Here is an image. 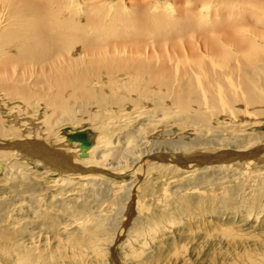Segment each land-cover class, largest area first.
I'll return each instance as SVG.
<instances>
[{"label": "bare ground", "instance_id": "obj_1", "mask_svg": "<svg viewBox=\"0 0 264 264\" xmlns=\"http://www.w3.org/2000/svg\"><path fill=\"white\" fill-rule=\"evenodd\" d=\"M113 1L0 0V178L8 182L7 186L0 187V264H70L71 257L86 260L79 254H88L86 250L103 262L101 243L107 239L100 234H109L116 223V218L101 217L102 210L95 211L86 202H68L66 210L63 200L61 204L46 203L37 207L45 200V189L40 183L37 186L36 179L25 175L24 169L31 167L34 172L41 169L44 174L56 173L57 180L52 186L58 183L72 186L85 179L86 186L92 185L90 192L97 196L98 179L112 171L125 174L129 167H134L132 173L138 177L137 188H127V208L119 202L113 213L120 209L127 221L129 216L125 212L136 208L141 214L138 222L146 219L148 231L154 235L155 228L150 223L162 222L166 226L174 222L172 213L179 212L183 206L197 210L201 204L196 203L195 198L190 199L191 196L184 203L178 195L177 200L169 201L172 192L166 190L167 204L163 207L166 212L156 218L149 207L137 203L138 190L149 181L145 178L148 170L160 177L163 172L172 171V166L180 171L186 167H197L196 170L217 167L225 171L237 159L239 162L264 161L262 136L252 133L232 140L220 134L225 129L220 126L225 116H231L233 122L238 121L240 125L248 119L264 122V29L247 30L203 13V16L197 15L200 22L191 21L188 15L170 20L172 15L166 13L167 8L157 13L158 8L153 12L148 3L139 9L125 0ZM199 24L202 27L197 29ZM44 83L48 87H44ZM116 87L123 92L114 91ZM145 102L150 109L142 111L138 106ZM33 103L47 105L50 109L42 122L27 116ZM124 103L145 117L144 128L157 130L163 125L161 136L173 135L174 130H181L179 127H192L212 131L214 136L210 139L213 140L207 138L200 144L189 142L185 137L188 133L154 143L153 149L144 146L147 151L142 147L144 151L137 152L136 140L132 138L127 139L128 144L113 143L104 135L97 138L82 129L68 127L103 119L107 115L105 109H116ZM93 105L97 108L95 111H91ZM111 115V118L118 117L116 113ZM33 117L40 118L39 115ZM143 127L138 129L143 130ZM236 127L239 126L227 128ZM64 141L68 150L54 145ZM210 145L221 150L212 153L191 150L210 148ZM18 162L25 166H18ZM89 163L94 167L88 168ZM203 178L199 184L212 185L213 180ZM234 193V189H230L228 195L232 197ZM103 198H95V201L101 202ZM158 200L161 199L158 197ZM18 201L28 204L24 213ZM223 204H227V199ZM52 207L67 215L77 211L83 215L61 226L66 231V226L80 224L75 228L77 235L70 233L63 239L72 249L67 262L62 261L65 256L61 250L50 246L48 234L51 232L44 229L45 225L53 231L60 229L61 219H52L46 214ZM224 230L225 235H233L232 229ZM133 232L139 237L143 235L139 229ZM111 239L105 244L118 246L121 241L118 236Z\"/></svg>", "mask_w": 264, "mask_h": 264}, {"label": "rangeland", "instance_id": "obj_2", "mask_svg": "<svg viewBox=\"0 0 264 264\" xmlns=\"http://www.w3.org/2000/svg\"><path fill=\"white\" fill-rule=\"evenodd\" d=\"M125 1L127 4L128 3L134 4L139 9L144 8L148 3L149 6L148 5L147 6L150 7V10L151 11L153 10V12L155 11L154 9L158 8L159 11L157 13L167 8L166 13L172 15L170 20H176L178 19V17L184 18L187 17L188 15L191 21L194 19H198L200 22L199 16L201 13V16H203L204 14H209L210 17L213 16L212 18L218 20L220 19L224 23L230 22L228 24H231L236 27H238L239 25L243 26L247 30L264 29V0H125ZM115 2L116 0H114L112 3ZM115 22L116 24H119L117 20ZM200 26L202 27V25L199 24L197 29L200 28ZM222 29L224 30L225 28ZM28 81L30 82V79ZM44 87H48V85L44 83ZM114 91L120 93L123 92V89L122 88L117 89L116 87ZM32 105H33V109L27 116H29L36 122H42L41 120L45 117L44 115L46 114L47 116L50 114V112H48L50 111V109H48L47 105H42L38 103H33ZM138 107L142 111L150 109V105L147 104L146 102L145 104H140ZM91 108H92L91 111L97 109L94 105L91 106ZM130 110L131 109L129 105L127 106V104L124 103V105L122 104L121 107H118L116 109H112V108L105 109L104 111L107 112L108 116L105 115L103 116V119H98L96 121H93L94 123L85 122L83 124L69 125L68 127L71 129L72 128H76L78 130L82 129L84 131L93 134L97 138H100V134L104 135L105 136L104 138L106 137L109 138L110 141L113 143L116 141H120L122 144H128L127 139L132 138L136 140L135 149L137 150V152L140 151L143 152L144 150L147 151L144 148V146L153 149L156 147L152 145L154 143L159 144V141L162 143V141H165L170 138H171L170 140H174L178 136H183L188 133L189 134L186 135L185 137H187L186 139L189 142L196 141L199 142L200 144L201 142H205L207 138H208L207 140H209L213 133L212 131H209L207 129L196 130L195 128L192 127H186V128L179 127V129L181 128V130L178 131L174 130L173 135L161 136L159 135V133L161 130H163L162 127L163 125H161L160 128H158L157 130L149 129L147 127L144 128L142 125L146 123L144 119L145 117L139 116L140 111H137L135 113L134 107L133 110L131 111ZM113 113H116V116L118 117L114 116L115 118L114 117L111 118L112 117L111 114ZM34 115H39L40 118L37 119V117H35L36 118L35 119L33 117ZM224 118L225 119L222 122H220V126L225 127V129L220 131L221 135L225 136L228 139L233 140L239 137H247L249 134L252 133L258 134L262 136L263 139L262 144H264V122L257 123L255 121L253 122V120L251 119H248L245 121V124L240 125L238 121H236L238 123H236L235 121L233 122V118L231 116H225ZM228 118L231 119L228 120ZM230 125L239 126L240 128L236 127L237 130L236 129L233 130L230 128L228 129L227 127H229ZM142 127L143 130H140L142 129ZM41 128L44 130L43 126ZM59 129H61V127ZM43 135L45 136L46 133H44ZM212 140L213 139H210V141ZM139 143H140V147H139ZM66 144L67 143L65 141L61 143L59 142L54 143V145H56V148H59L61 150H68L69 146H67L68 144L67 145ZM210 146H211L210 148L209 146L197 147V148L195 147L194 149L191 150L192 151L195 150L199 152L210 151L209 153L217 152L221 150V148L219 149L218 147H214L212 145ZM110 147L113 146L111 145ZM119 147H121V145ZM142 147L144 148V150ZM150 148H148V150ZM159 149H163V148H159ZM103 150L105 149L102 148V151ZM258 161L259 160L239 162V159H237L234 160L233 162L234 165L232 167H229L225 171L223 170L219 171L217 167H213L209 169L205 168L204 170H196L197 167L196 169L195 167L193 169L186 167L184 171H180L176 168V166L175 167L172 166L171 167L172 171L167 170L168 172H163L160 177L154 176L153 170H148L146 172L145 178L149 181L145 183L144 188L143 186H141V188L138 190L139 195H138L137 203L139 202L141 204H144L146 207H149L150 212L152 213L155 212L156 218H158L159 215L161 216L166 212V210L163 209L164 205L167 204L166 203L167 201L165 202L164 200L166 190L169 191L171 190L170 192H172L171 194L172 198L170 197L169 201L177 200L176 195H178L180 197L179 200L184 203L185 200L186 199L189 200V197L191 196L190 199L195 198L194 200H196V203L201 204L199 207L200 209L197 210L196 209L192 210L188 206L187 207L183 206V209L179 210V212L172 213L174 222L170 224H166V226H163L162 222H159L158 224L150 223L155 228L154 235L153 233L151 235V233L148 231V223L146 222L147 221L146 219H143L140 222H138V219L140 218L141 214L137 212L138 210L136 208H130V212L128 213L125 212L126 215L129 216L127 218V221L124 219L125 218L124 214L123 212L121 213L120 209H118V212L116 214L113 213L120 204L127 208V205L129 204L128 203L129 199L127 197V192H126L127 188L131 186H133L134 189L137 188L136 184L138 177L136 176V174L132 173L134 167L132 168L129 167L128 170L125 171L126 172L125 174H119L122 172H117L118 174H116L114 171H112L110 174H106V176L98 179L99 181H97V186L99 188V191L97 196L95 193L92 194V192H90V190L92 189V185L86 186L85 179L78 180V182H76L77 184L72 186L66 183L59 185L58 183V186L55 184L54 187L52 185L53 182L57 180L56 173L52 172L53 174L50 173L44 174L42 172L44 170L41 169L38 170L35 169L34 172V169L31 168L30 166H28V168L29 167L31 168L29 169L31 170L32 174L30 173L29 169H24V173L25 175L31 176L34 179H36L37 186L40 183L42 184L41 187L42 188L44 187L45 189V191L43 192L45 200H42V202L39 205H36L37 207L41 205H45L46 203H53L55 205L61 204L63 200V202L65 203V206L63 208H65L66 210V208H68V202H70L71 204H75V203L80 204L82 202H86L85 204L91 206L93 210L95 211L102 210L101 214L103 216L101 217L107 216L106 218H111V219L116 218L114 220L116 223L115 225L112 226L109 234L108 233L100 234V237L101 235H103L105 236V239H107L106 241L101 243V249L104 252L103 257L105 261L102 260L103 262H101V260L99 259L97 260V257L94 254H92L90 250L88 251L86 250V253L88 254H85L83 252L79 253L84 255L86 257V260L83 259L80 261L79 259H75V258L72 259L71 257L68 262V263L72 262L70 264H74V263L76 264L77 261H78L77 264H112V263L113 264H119V263L120 264H264V255H263L264 254V238H263L264 210L263 211L261 210L264 209L263 208L264 193H262V191L264 190V186H263L264 183H262L264 182V161H259V162ZM89 164H88V168L94 167L91 164L89 166ZM204 165L206 166L208 164L206 163ZM204 165H201V167ZM18 166H25V164L23 162H18ZM159 169H163V168H159ZM36 171L42 172L43 174ZM202 178L206 179V181L213 180L212 185H210L209 182H206L207 184L206 183L199 184ZM194 181L197 182L196 185H192L193 184L192 182ZM7 185H8L7 180L5 178H0V187ZM230 189H234L235 192L232 197L228 195ZM258 192L259 194H257ZM7 196H11V195H7ZM157 196L161 200H158ZM101 197L102 198L104 197L101 202L95 201V198L100 200ZM118 198L120 199V201H118ZM250 198H252V200H250ZM225 199H227L226 205L223 204ZM245 200L247 201V203ZM20 203L22 204L21 205L22 213H24L27 210L26 205L28 204L26 202L18 201L17 202L18 207H20ZM54 208L55 207L49 208L46 211V214H48L49 218L50 217H52V219L56 218V220L61 219L59 221L61 225L58 227L60 229L57 231H56L57 228L55 229L58 235L56 236L55 231H53V228L51 229L48 225H45L44 229L46 231L51 232L48 234L49 239L51 238L49 240L51 242L50 246L53 249L59 251L61 250L63 252L62 254H64L65 256V258L62 259V261L67 262L68 261L67 259L71 255L70 252L72 249L70 248V244L64 241L63 239H66V236L69 235L70 233L73 234L76 233L77 235L79 232L75 228H78V225L80 224L73 223L70 226H66L65 228L66 229L68 228L66 231H63V229H61V226L64 225V222L68 224L69 220L75 219L76 217L83 215L78 213L77 211L76 213L71 212L70 214L71 216H70L67 215V212L62 211L61 209L58 208L55 209ZM16 212H17V208L15 209L13 214H16ZM64 214H66V216ZM22 219L28 221L26 217H23ZM122 219H124V221H122ZM230 224H232V226ZM224 228L228 229V231L232 229L233 235L232 236L225 235L226 233H224L225 232ZM121 229L123 231L122 234L119 235ZM134 229H139L143 231L142 237H139L136 233H134L133 232ZM52 232H54L53 235ZM106 236L109 238V240L111 238H115V237L117 238L118 236L119 238H121L120 239L121 241H118L119 244L118 246L115 245V243L109 246L105 244V242L107 243L109 241L108 238H106ZM151 236L154 237L151 238ZM137 248L140 250H138ZM106 249L107 250L109 249L108 260H107ZM179 249H181L182 251ZM75 250L76 249H74V251ZM132 250L134 251V253H129ZM67 251L68 254H65L67 253ZM77 251L79 252V250H76L75 252ZM140 251L142 252L140 253ZM157 253L159 254V256Z\"/></svg>", "mask_w": 264, "mask_h": 264}]
</instances>
